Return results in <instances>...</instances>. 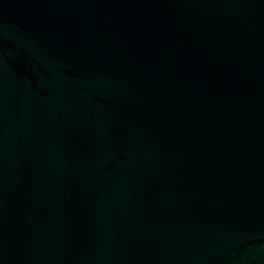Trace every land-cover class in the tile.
<instances>
[{
  "label": "water",
  "instance_id": "water-1",
  "mask_svg": "<svg viewBox=\"0 0 264 264\" xmlns=\"http://www.w3.org/2000/svg\"><path fill=\"white\" fill-rule=\"evenodd\" d=\"M0 264H264V0H0Z\"/></svg>",
  "mask_w": 264,
  "mask_h": 264
}]
</instances>
